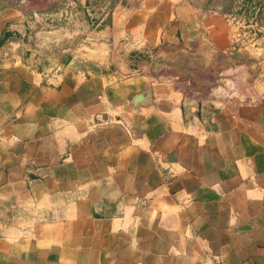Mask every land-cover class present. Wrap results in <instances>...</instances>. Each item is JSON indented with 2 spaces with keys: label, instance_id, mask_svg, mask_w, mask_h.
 Returning a JSON list of instances; mask_svg holds the SVG:
<instances>
[{
  "label": "crops",
  "instance_id": "obj_1",
  "mask_svg": "<svg viewBox=\"0 0 264 264\" xmlns=\"http://www.w3.org/2000/svg\"><path fill=\"white\" fill-rule=\"evenodd\" d=\"M72 4L0 0V264H264V48L187 0L49 38Z\"/></svg>",
  "mask_w": 264,
  "mask_h": 264
},
{
  "label": "rangeland",
  "instance_id": "obj_2",
  "mask_svg": "<svg viewBox=\"0 0 264 264\" xmlns=\"http://www.w3.org/2000/svg\"><path fill=\"white\" fill-rule=\"evenodd\" d=\"M197 5L202 10H212L223 14L233 26L235 36L238 38L239 47L264 48V0H187ZM139 0H74V4L67 11L49 13L47 16L38 14L36 23L45 21L48 25L49 38L71 37L78 35L73 27L80 25L89 31L99 30L103 24L117 29L119 8L126 7L130 3H138ZM41 30V29H40ZM35 33L40 38L41 31ZM87 36V33L85 34ZM113 35L112 50H117L118 43ZM39 46V45H38ZM43 49L62 52L64 62L72 61V44L62 42L48 45Z\"/></svg>",
  "mask_w": 264,
  "mask_h": 264
}]
</instances>
